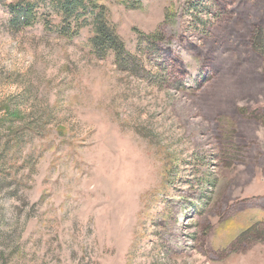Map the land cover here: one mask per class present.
<instances>
[{
  "label": "rangeland",
  "instance_id": "obj_1",
  "mask_svg": "<svg viewBox=\"0 0 264 264\" xmlns=\"http://www.w3.org/2000/svg\"><path fill=\"white\" fill-rule=\"evenodd\" d=\"M60 1L0 0V264H264V0H102L122 66Z\"/></svg>",
  "mask_w": 264,
  "mask_h": 264
},
{
  "label": "trees",
  "instance_id": "obj_2",
  "mask_svg": "<svg viewBox=\"0 0 264 264\" xmlns=\"http://www.w3.org/2000/svg\"><path fill=\"white\" fill-rule=\"evenodd\" d=\"M101 1L62 0L58 2L52 10L55 16L60 19V25L56 28V32L72 39L79 35L83 29L92 27L93 37L90 38L89 44L96 55L105 57L113 54L115 62L120 66L133 64L134 58L118 36L116 27L110 22L108 12L102 6ZM10 13V26L16 31L31 27L41 18L49 21L46 18L47 14H38L35 5L31 3L16 5ZM43 23L46 28H49L51 22ZM13 115H17V113H13Z\"/></svg>",
  "mask_w": 264,
  "mask_h": 264
}]
</instances>
